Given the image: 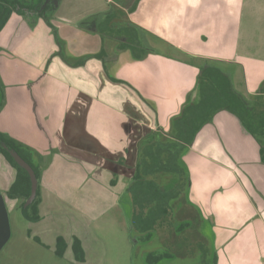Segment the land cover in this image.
Wrapping results in <instances>:
<instances>
[{"label":"crops","instance_id":"obj_1","mask_svg":"<svg viewBox=\"0 0 264 264\" xmlns=\"http://www.w3.org/2000/svg\"><path fill=\"white\" fill-rule=\"evenodd\" d=\"M99 2L102 6L99 5L96 9L100 12L96 10L89 18L82 19L85 24L79 20L75 26L71 25V17L61 7V0H55L48 16L54 30H59L56 36L62 44V52L66 47L62 55L71 63L82 61L80 65H69L61 58L57 53L53 33L42 19L30 28L20 15L12 13L0 31V69L3 80V83L0 82V89L8 86V83L17 85L12 86L13 92L9 89L7 94L1 89L0 133L6 135L42 175L37 184L40 219L37 222L24 219L26 224L15 221V235L10 221L11 235L7 242L11 243L7 253L10 258L14 257L16 250L24 252L25 245H22L27 242H34L41 251L47 246L43 239L51 236L49 241L52 248H49L53 253L57 237H62L66 242L65 252H72L70 242L77 238L82 242L87 259L88 245L82 238L84 232H90L86 218L99 216L108 207L117 206L125 185L120 182L117 194L111 195L108 186L114 175V171L110 169L111 161L108 164H102L103 160L96 161L97 155L91 150L95 141L105 144L109 133L98 137L93 124L77 119L78 122H74L75 119L71 116L55 129L62 135L52 133L46 106L41 105V92L37 90L38 87L31 85L32 82L29 83L35 74L53 76L56 79L54 73L60 71L62 78L67 80L63 84L70 95H81L90 99L92 104L95 100L102 101L100 108L105 111L106 117L109 116L103 126L117 127L125 138L128 132L129 137L134 136V133L137 135L139 132H146L145 140L138 138L141 143L149 141L154 133L166 136L171 119L180 113L182 105L195 87L198 76L196 65L202 61L210 59L220 62L235 91L245 99L258 94L257 88L264 81V74L254 72L255 81L248 83L246 94L243 93L236 87L239 68L243 65L238 59V41L234 40L230 45L220 43L216 40L217 35L211 34L203 25L195 26L193 34L189 33L187 27H192L195 21H202V0ZM160 6L166 9H162V14L166 11L167 16L172 18L173 23L169 22L167 27L152 25ZM261 9L264 14V8ZM263 14L261 19L258 18L262 21L261 26L259 25L262 36ZM224 15L228 16V13ZM179 16L182 17V22H179ZM238 16L239 23L244 21L243 9L239 10ZM108 19L111 21L110 32L105 34L101 32V27ZM54 20L66 23L70 28H62L60 24L55 26ZM226 20L230 18L226 17ZM122 26L127 28L125 34L129 39L138 43L133 52L121 44L123 37L114 36L112 30ZM73 31L79 34L93 33L101 38L95 37V48L92 50L85 44L81 45L87 49L84 51L81 46L75 45L77 42L72 43L78 37ZM36 35L43 42L44 56L38 63L32 62L29 65L22 57L25 54L23 42ZM160 39L177 48L178 52L170 50L166 53L160 49V43L157 42ZM208 46L212 52L218 51V55H203L201 48ZM262 47L264 52V46ZM258 52L247 54L254 64L258 63L254 60L259 56ZM50 55V61L44 65ZM262 57L264 58V54ZM10 71L13 73L9 74ZM14 73L17 77L12 79ZM31 88L35 89L33 94L37 97L36 104L28 102L33 100ZM23 97L27 105L20 103L24 100ZM9 105L16 107L15 111L23 110L21 115H15ZM86 108L92 109L93 106ZM81 110L83 118L85 109ZM124 143L126 147L118 149L119 159L124 158L125 161L122 168L127 167V155L124 151L128 144ZM108 150L111 149H106V153ZM138 152L139 148L136 146L135 158L140 157ZM106 153L102 155V159L108 160ZM181 160L189 178L185 201L196 212V231L200 225H208L215 264H264V165L260 162L258 142L242 129L232 115L222 110L215 113L212 122L202 126L192 144L184 150ZM137 165L136 161L135 168ZM14 177L15 171L0 158V194L5 195ZM66 177L71 185H65ZM125 187L127 190V186ZM16 203L17 201L11 203L12 208ZM6 205L9 211V206ZM158 221L157 218L156 222ZM172 222L173 233H179L178 224H190L192 218Z\"/></svg>","mask_w":264,"mask_h":264},{"label":"rangeland","instance_id":"obj_2","mask_svg":"<svg viewBox=\"0 0 264 264\" xmlns=\"http://www.w3.org/2000/svg\"><path fill=\"white\" fill-rule=\"evenodd\" d=\"M192 1L198 2V0ZM202 1L204 2V14L201 15L202 21L200 23H197L195 21L196 23H192V27H187V30L189 31V33L193 34L192 31H194L195 26L200 25L201 27L203 25V27L205 29H208L211 34L215 33L217 35L216 40H218L220 43H227L230 45L234 40L238 41V59L243 65L239 68L236 87H238L243 93H245L247 84H252L256 79L254 72H257L258 74H264V66L262 64L264 63V58L262 57L264 54V52H262V46H264V36H262V31L260 30V24H262V21L258 20V18H262L263 10L261 8H264V0ZM99 5L102 6L99 0H61V7L64 8V11L69 15V17H71L70 22L71 25L74 26L79 20H81L80 22L82 24H85V18H89L92 14L95 13L96 10V12H100V10L96 9V7ZM163 7L160 6V8L158 9L159 13H157V16H155V20H153L152 22V25H154V27H167V24H169V22L173 23L171 22L172 18H169L167 16L166 11H164L165 13L162 14ZM240 9H243L244 21L239 23L240 16H238V13ZM257 9H260V11H257ZM163 10L166 9L164 8ZM223 13H228V16H225ZM226 17H229L230 20L227 21ZM179 18L181 19V21L179 22H182V17L179 16ZM251 18L253 19L251 20ZM212 21L214 22L213 24L210 23ZM252 22L254 24H252ZM53 24L55 26L56 24H60L62 28H70V25H66V23L60 21L58 22V20H54ZM175 24L182 25L178 22H175ZM58 32L59 30L55 28V33L58 34ZM218 32L220 33L219 36ZM73 33L74 35L76 34V36L78 35V37H75V40L72 41V43L77 42L75 43L76 46L85 44L87 45L89 50L95 48L94 39L95 37L98 38L99 35L87 32H82L84 34H79L75 31H73ZM99 38H101V36ZM212 39L215 40L214 37ZM102 40L105 41L104 38H102ZM160 40L157 41L160 43V49H162L166 53H168L170 50H173L176 53L178 52L177 48L171 47V45L168 44V42H166L165 40ZM54 43L56 44L59 51L60 48L55 40ZM20 47L18 48V50L20 49ZM81 47L84 51L87 50L83 46ZM65 48L66 47L63 48V52ZM23 49V53L25 54L22 57L29 65H31L32 62L38 63L39 60L44 56L43 42L38 37V35L30 39L29 41L27 40L23 42ZM97 49H99V45L97 46ZM257 50L259 51V56H257L254 60H256L258 63L254 64L249 59L247 54L249 52H256ZM200 51L203 55H218V51L214 50L212 52L209 46L203 49L201 48ZM50 59L51 55L47 57L44 65H47ZM208 61L216 62L207 59V62ZM1 71L2 69H0V82L3 83V80L1 78ZM12 73L13 72L10 71L9 74ZM54 74L57 77L56 79L53 78V76L49 77L42 74H35L34 78L31 77L29 80V83L32 82L31 85L38 87L37 90H40L41 92V105L46 106L48 114L47 120L52 126V133H55V135H62L55 129H57L60 124L63 123L67 118H70V116L75 119L74 122H78L77 120L89 121L94 125L93 130L98 137L106 135V132L109 133L108 136H106L108 138V141L105 144L97 143L95 141L94 144H92L93 149L91 150H94V153L97 156L99 155V157L96 156V161L99 162V160H103L101 162L102 164H108L111 161L110 164L112 167L110 169L114 171V175L108 182V186L111 190V195L117 194L119 190L118 186H120L119 183L121 182L125 183L124 189L122 190L123 196L121 197L120 203L117 206L108 207L105 212H101L99 216H88L86 218V225L88 226L87 229L90 232L88 234H85V232L82 234V238H84L83 241L86 245H88L87 259L84 255V261H77L71 251H66L63 257H58L49 248V246L52 248L49 241L50 239H52L50 236V238L47 237L46 239H43L44 243L47 246L43 247L41 251L38 250V247L34 242H27L22 245H25L24 252L16 250L14 253V257L12 258L8 257L7 254L11 243H6V245L0 251V264H82L83 262H85L83 264H145V258H150L152 255L163 256L164 251L167 252L166 249H169L173 253V255H171V260L168 258H161L157 262V264H213V253L212 249H210V245H212V243L209 240L210 233L209 229L207 228L208 225H200V228L197 227L198 232L196 231V212L185 201L188 190V187H186L185 183V174L182 172L180 166H175V159L171 158V167L160 166L155 168L153 166H150V168H148V171L145 173L144 178H142V181L145 182L140 183V193H137L135 197L132 195V192L125 191V186H127L128 189L131 185V181L134 178V165L136 161L138 162L141 170L140 161H149L148 157L151 155V153L154 152L153 148L145 146L148 141H144L143 143H141V140H138V138L145 140V137L147 135L146 132H139L137 133V135L136 133H134L135 135L131 137L128 136L130 134L128 132L126 137L127 140H125L126 138L122 133L120 134V131L117 127L106 128L105 126H103V122H105L109 116L106 117V114L104 113L105 111L100 108V105H102L100 104L102 103L101 100H95V103L92 104V101H90V99L88 100L81 95H70L67 92L65 85L63 84L66 83L65 81L67 80L62 78V73L58 71ZM16 77L17 75L14 73L12 79ZM68 80L70 79L68 78ZM263 82L264 81H262L258 86V90ZM12 86L17 85L8 83V86H3V88L1 89H4L5 94H7V91L9 89L12 90ZM31 89V94H33L35 89ZM31 97L33 98V100H31V102H28L30 104H36L37 97L34 94ZM72 98L73 101H71ZM23 99L24 100L20 103H24L27 105L24 97ZM6 103L8 104V102ZM91 105L93 106L92 109L86 108L87 106ZM12 108L15 111L16 107L11 106L10 109ZM82 108L85 109L83 111V118L80 114V112H82ZM22 111L23 110H18L13 113L18 116L21 115ZM131 132L133 133V129L131 130ZM2 135L7 138L6 135ZM124 141L128 144L127 149L124 151V153L127 155L126 168H122L124 167L125 161L123 160L124 158L119 159L118 151V149L126 147L124 146ZM136 146L137 148H139V158H135ZM183 146L184 144L182 145V147ZM109 148L111 150H108L109 152L106 153V149ZM186 148L187 146H185V148L181 150V157ZM105 153L107 154L106 156H108V160L102 159V155ZM124 153H121V155L124 156ZM145 165L147 166L148 163L146 162ZM172 166L174 167V169ZM120 168L122 170H120ZM172 170L179 174H174ZM57 177H61L62 179L64 178L63 176ZM41 179L42 175L40 172L37 184L41 181ZM69 179H71V177ZM60 182L63 181L60 180ZM64 183L66 186L72 184L68 180V178L64 180ZM134 188L135 190H138V188ZM156 188H160L165 191L168 190L170 192L169 195L166 194V198L162 199L163 203L167 204L166 212L164 214L158 215L154 220V223H152L151 226L146 227L147 221L144 220L145 218H143V214L145 213L146 216L149 215L147 212H145V209H143L142 211V208L147 207L149 204L147 203V201L159 193V190H157ZM21 203L22 200H18L16 206L12 210L10 208V212H8L9 223L10 221L12 222L13 231L15 229V221H18L21 224H26L19 207ZM157 218L159 220L158 222H156ZM187 218H192V222H190V224L187 222L190 226H187V223L182 222L178 224L180 226L178 227L180 229L179 233H173L174 223L172 221H178ZM13 233L15 235V231ZM198 233L203 236L201 237ZM149 234L150 236L152 235V239L146 241L145 239L149 236ZM205 237L206 239H204ZM73 240L74 238L72 239V241ZM70 243L72 246L73 242ZM80 243L82 246L81 241ZM149 253H151L150 257Z\"/></svg>","mask_w":264,"mask_h":264},{"label":"trees","instance_id":"obj_3","mask_svg":"<svg viewBox=\"0 0 264 264\" xmlns=\"http://www.w3.org/2000/svg\"><path fill=\"white\" fill-rule=\"evenodd\" d=\"M42 3L43 0H0V31L12 13L20 15L30 28L34 27L38 19H43L54 35V39L60 48L59 54L61 58L69 65L82 64V61H74L75 63H71V61L62 55V44L58 40L54 28L49 23L48 16L52 8L48 5L40 10ZM196 66L198 69V76L195 87L188 95L186 102L182 105L180 113L171 119V125L166 136L160 133H154L151 139L145 144L146 147L153 148L154 152L148 157L149 161H140L141 170L139 164L135 168L134 178L131 181V185L126 190L132 192L134 197L137 193H140V183L145 182L142 181V178H144L148 168H150V166L155 168L160 166L171 167V158L175 159L176 163L174 164L176 167H181L182 172L185 174L186 187H188L189 178L181 160V150L184 149L185 146H190L202 126L212 122L215 113L222 110L232 115L239 122L242 129L258 142L260 162L264 165V82L260 86L258 94L249 97V99H245L241 94L235 91L220 62L202 61ZM1 100L2 92L0 89V104ZM183 144L184 146L182 147ZM9 150H15L32 167L37 181L39 172L37 168L24 157L21 150L16 145L0 133V158L4 159L8 166L15 171L14 180L10 184L6 196L10 200H22L19 207L24 219L30 222H37L40 219L37 208L39 201L38 186L36 199H34L29 206L23 207L25 200L30 194V180L27 172L14 162L8 152ZM146 162L148 163L147 166L145 165ZM172 172L176 175L179 174L174 172V170H172ZM134 187L138 188V190H135ZM157 190H159V193L153 196V198L150 199L151 201H147V203H149L147 207L142 208V211L145 209V212L149 215L146 216L145 213L143 214L144 220L147 221L146 227L151 226L158 215L166 212L167 204H164L162 199L166 198V194L169 195L170 192L160 188ZM178 230L180 231V229ZM151 239L152 235L150 236L149 234L145 240L149 241ZM209 240L212 243L210 238ZM65 249V241L63 238L57 237L55 254L58 257H62ZM210 249H212L213 253V264H215V255L212 245H210ZM72 251L77 261L82 262L84 260V252L77 238L73 240ZM150 256L151 253H149V257ZM151 257H153V255ZM151 257H147L149 264L153 263L151 262Z\"/></svg>","mask_w":264,"mask_h":264},{"label":"water","instance_id":"obj_4","mask_svg":"<svg viewBox=\"0 0 264 264\" xmlns=\"http://www.w3.org/2000/svg\"><path fill=\"white\" fill-rule=\"evenodd\" d=\"M49 1L51 0H45V4H47ZM8 152L15 161V163L20 168L25 170L29 176L30 194L24 203V207H27L32 203V201L36 196V190H37L36 176L34 174L32 167L15 150H9ZM10 235H11V230H10L8 211L6 207V199L2 194H0V251L8 242Z\"/></svg>","mask_w":264,"mask_h":264},{"label":"flooded vegetation","instance_id":"obj_5","mask_svg":"<svg viewBox=\"0 0 264 264\" xmlns=\"http://www.w3.org/2000/svg\"><path fill=\"white\" fill-rule=\"evenodd\" d=\"M54 2H55V0H51V1H49L47 4H45V0H43V3H42V5H41V8H40V10H42L43 8H45L46 6H50L52 9H53V7H54ZM51 9V10H52ZM50 14V13H49ZM111 18V17H110ZM111 19H113V18H111ZM39 20V19H38ZM43 20V19H42ZM37 23V22H36ZM111 23V21L108 19V21H106L105 22V24L103 25V27H101V28H103V29H101V32H104L105 34H109V32H110V27H109V24ZM36 25V24H35ZM34 25V26H35ZM47 25V24H46ZM117 25V24H116ZM121 26V25H120ZM116 27V26H115ZM127 29V28H126ZM126 29L125 28H123V26L122 27H120V28H116V29H113L112 31L114 32V36H119V38H124V40H123V42L121 43L123 46H126L127 48H129L130 50H132V52L136 49V47H138V43H135L134 41H132V40H130L129 39V36H127L126 34H125V31H126ZM128 31H129V29H128ZM116 34V35H115ZM120 34V35H119ZM54 36V35H53ZM59 52H60V50L58 51V54H59ZM60 55V54H59ZM98 58H99V56H97ZM28 160H29V158H27ZM30 161V160H29ZM15 162V161H14ZM31 162V161H30ZM7 192V191H6ZM4 197H5V199H6V204H8V206H9V209L11 208V210L13 209L12 208V206H11V203H13V201H18V200H10V199H8L7 198V196H6V193H5V195H3ZM36 197V196H35ZM35 199V198H34ZM26 201V200H25ZM34 201V200H33ZM32 201V202H33ZM25 203V202H24ZM29 206V205H28ZM6 207H7V205H6ZM23 207H24V205H23ZM7 211H8V209H7ZM10 211V210H9ZM8 211V212H9ZM39 213V212H38ZM62 238V237H61ZM57 239V238H56ZM56 239H55V249H56ZM64 240V239H63ZM73 242V241H72ZM66 243V242H65ZM72 247V246H71ZM66 248H67V244H66ZM66 250V249H65ZM167 250V252H165L164 250V253H163V256H153L152 257V264H157V262L161 259V258H163V259H170L171 260V258H172V256L171 255H173V253L169 250V249H166ZM65 252V251H64ZM54 253H55V250H54ZM72 253H73V251H72ZM63 255H64V253H63ZM63 257V256H62ZM145 260V264H149L148 263V260L145 258L144 259ZM84 261V260H83Z\"/></svg>","mask_w":264,"mask_h":264}]
</instances>
